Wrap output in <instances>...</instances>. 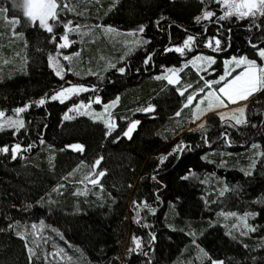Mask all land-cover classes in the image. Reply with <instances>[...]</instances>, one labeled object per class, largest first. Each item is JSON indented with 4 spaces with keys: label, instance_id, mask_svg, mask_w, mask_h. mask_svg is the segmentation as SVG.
Returning <instances> with one entry per match:
<instances>
[{
    "label": "trees",
    "instance_id": "16d2710c",
    "mask_svg": "<svg viewBox=\"0 0 264 264\" xmlns=\"http://www.w3.org/2000/svg\"><path fill=\"white\" fill-rule=\"evenodd\" d=\"M18 3L0 0V111L28 106L21 130L0 132V146L10 149L0 153V264H264V92L245 101L241 126L209 114L194 128L190 119L199 90L221 74L223 59L254 58L253 45L264 48V17L220 20L224 6L217 0H58L72 9L61 12L62 21L79 26L64 50L51 40L54 34L59 42L63 27L48 33L33 26ZM204 11L215 15L197 22ZM103 28L135 33L139 43L126 52L106 48L98 36ZM79 31L88 34L76 50ZM189 36L191 51L168 50ZM76 53L86 63L63 64L61 79L49 56ZM197 54L215 63L200 73L184 67L175 85L157 79ZM66 80L88 90L63 103L48 99ZM188 95L195 99L184 107ZM41 98L46 103L37 105ZM89 99H116L111 135L82 115L64 119ZM148 107L154 111H142ZM134 121L129 139L124 132ZM177 146L182 151L173 152ZM99 171L105 172L99 183L89 184ZM210 178L221 192L206 189ZM225 213L254 214L251 237L229 232Z\"/></svg>",
    "mask_w": 264,
    "mask_h": 264
},
{
    "label": "snow or ice",
    "instance_id": "6c2138e0",
    "mask_svg": "<svg viewBox=\"0 0 264 264\" xmlns=\"http://www.w3.org/2000/svg\"><path fill=\"white\" fill-rule=\"evenodd\" d=\"M203 2V0H201ZM218 3H222L224 5V13L221 15L218 19L220 20H227L231 17H237L239 19H244L247 17H256V16H262L264 17V0H217ZM22 12L23 16L27 18V20L33 25V26H39L40 28L46 30L48 33H54V27L57 25H60L64 29V34L59 37V42L57 41V37L53 34L51 37L52 42L57 43V46L59 49H66L70 47L72 41L69 40V34L72 32H75L78 30L79 26L77 25L76 28L72 27V21L63 22L61 17V12L64 9H68L69 11H72L71 8L68 7L67 4L63 5V8H61L60 3H58V0H19V3L17 5ZM215 15L212 11H204L202 17L198 16L196 17V21L200 22L201 19L204 20H210ZM15 23H19V21H15ZM106 31L112 32L114 31L111 28L106 29ZM140 32L144 31L143 26L139 29ZM135 33H129V35H134ZM194 37L189 36L183 44V47H177L175 49H168L169 51H176L180 53L181 55L185 54V50L191 51L192 42L194 41ZM220 40L215 39L214 44L215 48L214 50H219L220 48ZM209 48H213V40H209L207 45ZM253 47H257L256 45H253ZM258 56L261 58V60H264V48H258L257 49ZM61 53L57 52V56H60ZM78 56L79 53H76ZM57 56H49V62L50 66H52L55 70V74L59 76L61 79L64 78V66L61 65L60 60L57 59ZM63 59L65 61L71 62L73 59L72 56L64 55ZM206 60L209 65L214 64L215 60L211 57H200L197 56L195 60L192 61V64L195 65L196 60ZM227 63H233L237 68L242 67V71L239 72L237 75L233 76L231 79H227V77L231 74L230 71H226L224 75L220 76L219 79L212 80V81H206L203 88H201L199 91L204 92L205 88L212 89V86L215 85H222L219 87L218 90L212 89L211 91H208L203 99L199 100V103L196 105L198 112L195 115L196 119H200V116L203 114H206L209 111H213L217 108L221 107H227L228 104H237L241 101L248 100L251 96H253L255 93L258 92H264V64H258L255 60H249L247 57H241L239 59L233 57L232 61L226 62ZM114 67V65H113ZM185 67H187V64H185ZM119 71L123 72L124 69H119ZM178 71H182V69H169V72L171 73V76H163V77H157V79H166L169 84H177L179 83L178 78ZM231 71H235V69H232ZM188 87H191L189 85ZM88 89L84 88L83 86H69L67 88H63L60 92L52 95L48 99L50 100H59L61 103L64 102V100L70 98L73 94H78L83 91H87ZM181 96L184 95V93L187 91V88L180 90L178 89ZM199 95V93H197ZM195 97L193 95H188L186 97V103L184 104V107L191 106L193 100ZM205 100H207V106L201 108L200 105H203L205 103ZM227 101V103H226ZM96 103H100L99 99L95 101ZM118 102V98H117ZM37 105H44L46 103V100L44 98H41L39 101L35 102ZM28 106L17 108L14 111L17 115L27 110ZM84 107H90L86 105H79L75 109H71V111H79V108ZM113 107V105H106L104 109V113L96 114L95 118L98 120H101L106 128L108 129L107 135H111L112 132L117 127L115 122L112 120L111 113H109L108 109ZM142 111L145 112H151L154 111L152 107H148L145 109H142ZM240 113V117H243L244 115V107H240L236 109ZM82 115L88 114V113H80ZM105 114L107 115V119H105ZM177 116L180 115V112L176 113ZM221 119H224V114H220ZM6 113L4 111H0V118H5ZM65 120L72 119V117L68 116L67 114L64 116ZM232 119H235L237 124H244L246 121L242 118H237L233 115ZM139 124V121H134L130 123L127 130L124 132V136H127L129 139L131 138V133L135 130L137 125ZM24 127V123L22 120L19 119H13L10 116H7L6 119L3 120V123H0V131H4L6 128H13L16 131H19L21 128ZM200 127H203V124L200 125ZM31 145L29 146V148ZM74 150L83 151V146L81 145H72L70 146ZM10 151L8 146H0V153H8ZM20 151V145H16L11 149L13 158L16 157L18 152ZM182 151V148L180 146H177V148L173 149V152ZM167 157L162 158L161 162H163V159H166ZM100 160H96L93 167H98L100 165ZM250 174V173H249ZM95 179H90L89 182L93 185H96L99 183V178H102L105 175L104 171H99L94 173ZM85 179H89V177H85ZM187 179V177H185ZM145 208H147V204L144 205ZM231 215H235V213H231ZM251 215V214H250ZM244 219L243 217L241 218ZM245 226H247L245 224ZM250 231H254L255 229H249ZM23 238V237H21ZM133 242L136 245V247H140V240L137 238H133ZM134 251L135 249H131ZM207 253H205V256ZM212 264H223V262H217L212 261Z\"/></svg>",
    "mask_w": 264,
    "mask_h": 264
},
{
    "label": "rangeland",
    "instance_id": "374dc122",
    "mask_svg": "<svg viewBox=\"0 0 264 264\" xmlns=\"http://www.w3.org/2000/svg\"><path fill=\"white\" fill-rule=\"evenodd\" d=\"M10 23H11L12 26H14V24H15V22L12 21V20H11ZM87 34H88L87 31H79V32L76 33V35H77V38L76 39L77 40L76 39L74 40L75 44L77 43V45L75 47L76 50H78V48H79L78 46H79L80 41H82L83 40V37H85ZM98 36L100 38V44L106 45V48H111V45H118L117 46V49L119 51L122 50V52H126L128 50H131L133 47H135L136 44L139 43V39H138L139 37L137 35H135V34L134 35H129V33H120V32H116V31L109 32V31H106V28L101 29L100 32L98 33ZM14 38L18 39L20 37L18 35H14ZM71 45L73 46V43ZM69 48L70 47L66 48V50H69ZM85 49L86 48H84L83 50H85ZM253 49H256L254 51L255 57L254 58H248L247 57V58L249 60H255L258 64H264V60H261V58L258 56L257 48L256 47L255 48L253 47ZM69 56H72L73 58H75V61L78 60V59H80L83 63H86V59L82 60L80 54L78 56L76 54H74V55L73 54H69ZM197 56L205 57V58L211 57V56H205V55H202V54H197V55L193 56L192 58H190L189 60L183 62L179 68H173V69H177V70L183 69L185 67V64H187L188 67L192 68L197 73H200V72L208 69L212 65V64L209 65L207 63V61L204 60V59H202V60H196L195 65H193L192 64V61L195 60ZM61 57L57 58V59L60 60L61 65H63V64L65 65V63L67 65V62L69 64V61H65L63 59V57L62 58ZM233 57L239 59L241 57H246V56H231L229 58L223 59L222 60V72H221V74L216 79H219V77L222 76V75H224L226 71H230L231 74L227 77V79H231L233 76L237 75L239 72H241L243 70L242 67L237 68L233 63H227L226 64V62L232 61V58ZM211 58L213 59V57H211ZM99 59L97 58L96 60L97 61H101ZM76 64H77V62H76ZM0 65H1V61H0ZM232 69H235V71H237V73L235 75H233V76H231L232 73L234 72V71H231ZM178 73H179V71H178ZM178 73H177V75H178ZM163 76H171V73L169 72V69H165L158 77H163ZM216 79H213V80H216ZM163 80H165V82L167 84H169L166 79H163ZM65 82H66L65 85H63V87L59 91L53 93L52 95L60 92L63 88H67L69 86H74L72 84H69L71 82L70 80H66ZM170 85H175V84H170ZM215 86H218V85H215L214 84L212 86V89H215ZM221 86L222 85H220L219 87H221ZM219 87L216 90H218ZM212 89L206 88L204 90V92L202 93V95H200L194 101L193 105L190 107V110H191L190 119H191L192 122H194V126L193 127L194 128H200V125L202 124L203 118L205 116L209 115V114H215V115H217L218 118H219V120L222 123H224V124H229V125H232L234 127L243 125V124H237L236 121H235V119H232V117L234 115L237 118H242V119L245 120V111H244L243 117H240V113L238 111H236V109H238L240 107H244V109H245V103H246L245 101H241V102H239L237 104H228L227 107L217 108V109H215L213 111H209L206 114L201 115L200 116V119H196L195 118V115L194 114H196L198 112V109H197L196 105L199 103V100L200 99H203L205 97L206 93L208 91H211ZM80 93H82V92H80ZM80 93L73 94V95L70 96V98H72L74 95L75 96L76 95H79ZM96 100L97 99H89L87 102H77L75 105H72L68 109V111H67L66 114L68 116H70V117H74V116L82 115L80 113H88V114H85V115H82V116L87 117V118H89L91 120H94V121H98V122L102 123L105 126V124L101 120H98V119L95 118V115L96 114H100V113H104V109H105V106L106 105H113V107H114L115 104H116V99H114V100H112L110 102H107L105 104L96 103L95 102ZM51 101H59V100H51ZM226 103H227V101H226ZM81 104L86 105V106H90V107L79 108V111H71V109H75V108H77ZM206 106H207V100H205V103L203 105H200L201 108L206 107ZM113 107H111V108L108 109L109 113H111V110L113 109ZM24 112H22L19 115H17L16 112L14 111L12 114H6V117L7 116H10L13 119L22 120L23 123H24V125H25ZM221 113L224 114V117H225L224 119H221V115H220ZM6 117L5 118H0V123H3V120L6 119ZM105 119H107V115L106 114H105ZM5 130H15V129H13V128H6ZM69 149L74 150L72 147H69ZM206 183H207V188L206 189L211 190V191H215L216 190L218 192H221L222 191V188L223 187L220 188V183L217 180H215L213 178H210V179H208L206 181ZM89 184H92V183L89 182ZM242 217L244 218L243 220L241 219ZM253 217H254V214H251L250 215L249 213H244V214H240V215H237V214L231 215V213H225V214L221 215L220 218H221V221H223V225L227 226L229 232H232L234 235H237L240 238H249V237H251L250 234L252 232L249 229H253L252 228V225L250 224V220ZM245 224L247 226H245ZM196 253H197V258L201 257V253L199 251H197ZM57 257L59 258L58 260L60 262L66 261L65 256L59 255ZM211 264H212V262H211Z\"/></svg>",
    "mask_w": 264,
    "mask_h": 264
}]
</instances>
